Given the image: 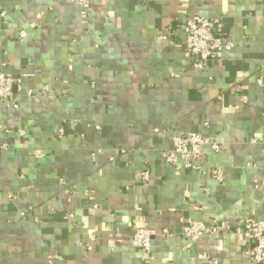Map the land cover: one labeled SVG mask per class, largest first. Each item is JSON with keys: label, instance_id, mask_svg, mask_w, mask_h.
<instances>
[{"label": "crops", "instance_id": "0c3cea01", "mask_svg": "<svg viewBox=\"0 0 264 264\" xmlns=\"http://www.w3.org/2000/svg\"><path fill=\"white\" fill-rule=\"evenodd\" d=\"M89 2L0 0V72L22 79L0 101V264H254L237 229L264 220V0ZM195 14L234 44L206 70L183 45ZM182 131L220 147L201 171L161 158ZM182 219L217 231L185 240Z\"/></svg>", "mask_w": 264, "mask_h": 264}, {"label": "built area", "instance_id": "2783aa9c", "mask_svg": "<svg viewBox=\"0 0 264 264\" xmlns=\"http://www.w3.org/2000/svg\"><path fill=\"white\" fill-rule=\"evenodd\" d=\"M77 4L80 8V16L87 18L90 10L89 0H68ZM184 49L190 57L191 65L198 70H206L212 62L220 60L225 51L233 48L234 44L227 37L223 30V23L219 18H208L201 14L189 17L183 25ZM21 77L11 76L0 72V101L12 106L17 91L21 90ZM257 84L262 85L263 79L258 78ZM99 128V127H95ZM7 131L0 126V135ZM158 131V129H154ZM62 135L60 129L57 134ZM172 145L170 149L161 151V158L168 164L177 165L181 163L183 168L201 171L203 168V146L209 145L213 150L220 147L209 141L199 132H172ZM215 178L223 180V170L217 167L214 170ZM150 177L148 169L141 173V181L147 182ZM64 184V179H59ZM13 200L15 195H8ZM26 213H23L25 216ZM73 213L69 216L73 217ZM217 231L216 227H211L201 220L182 219L180 225V235L185 240L195 241L205 233ZM237 233L241 234L248 241L246 253L254 264H264V220L242 219L239 222ZM132 244L143 253L145 261H152V232L149 229L134 226Z\"/></svg>", "mask_w": 264, "mask_h": 264}]
</instances>
